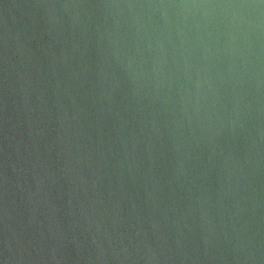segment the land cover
I'll return each instance as SVG.
<instances>
[{
	"label": "water",
	"instance_id": "1",
	"mask_svg": "<svg viewBox=\"0 0 264 264\" xmlns=\"http://www.w3.org/2000/svg\"><path fill=\"white\" fill-rule=\"evenodd\" d=\"M0 264H264V0H0Z\"/></svg>",
	"mask_w": 264,
	"mask_h": 264
}]
</instances>
